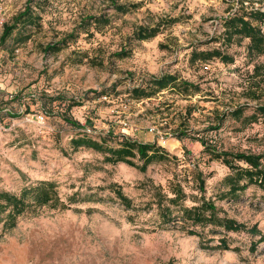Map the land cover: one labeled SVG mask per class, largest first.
<instances>
[{"label":"rangeland","instance_id":"obj_1","mask_svg":"<svg viewBox=\"0 0 264 264\" xmlns=\"http://www.w3.org/2000/svg\"><path fill=\"white\" fill-rule=\"evenodd\" d=\"M42 1H34L45 9L36 10L40 27L22 31V37L31 38L22 43L15 32L0 44V126L5 129L0 131V192L19 194L38 181H54L64 199L77 193V202L69 210L45 208L21 216L11 231H3L0 217V264H264L260 236L227 234L237 252L208 248L217 240L201 242L178 227H160L155 208L148 205L152 185L167 189L175 174L197 164L208 175L207 197L229 173L208 161L199 142L179 141L177 132L188 130L190 137L216 141L226 150L264 153V125L244 124L228 114L249 104V116L264 103V56L251 62L245 41L227 50L235 64L191 62L194 49L220 47L213 41L221 21L242 2L264 11V0H119L140 5L127 14L109 9L108 0ZM28 3L0 0V37L3 25L12 23ZM101 13L111 20L102 31L81 33L58 53L45 52L86 16ZM170 19L176 22L161 23L156 38L134 39L138 27ZM123 50L128 57L115 56ZM256 65L261 68L255 75ZM162 74L177 75L201 91L187 99L170 90L142 101L131 97L140 80ZM250 89L257 91L258 101L248 98ZM217 112L228 115L220 130H209ZM67 114L81 123V130L64 121ZM84 133L111 147L123 136L157 143L175 159L153 163L146 173L126 164H106L99 152L73 149L71 139ZM115 185L140 210H127L112 192ZM217 205L247 227L258 225L264 236V193L256 187L236 203Z\"/></svg>","mask_w":264,"mask_h":264},{"label":"trees","instance_id":"obj_2","mask_svg":"<svg viewBox=\"0 0 264 264\" xmlns=\"http://www.w3.org/2000/svg\"><path fill=\"white\" fill-rule=\"evenodd\" d=\"M34 1L29 0L23 11L13 18L12 23L3 25L0 44H6L15 32H17L15 39L23 43L31 38L30 35L22 37L23 30L40 27L39 22L42 17L36 10L44 12L45 9L39 3L34 5ZM108 2V8L120 14H127L140 6L139 4H121L119 0H108ZM175 22L176 19H170L155 25L140 26L133 33V37L137 41L152 40L160 33L161 23ZM81 24L56 45H47L44 48L45 52L58 53L66 46L68 40H77L81 33L92 35L91 30L100 32L111 24V20L108 15L101 13L86 16ZM245 41H248L246 53L251 62L264 56V11L246 7L242 2L239 9L221 21L220 35L213 41L220 44V47L207 50L194 49L191 62L204 64L219 60L225 65L235 64L234 56L230 55L227 50L233 46L242 47ZM115 56L124 59L129 56V51L123 50ZM260 68L259 65L254 67L255 75L259 74ZM168 90L178 92L186 99L201 91L198 85L182 80L177 75L162 74L143 78L138 86L130 90V94L134 100L142 101L152 99ZM246 92L248 98L255 101L260 99L257 91L250 89ZM248 108H250L249 104L238 105L228 114L244 124L262 123L264 125V103L257 104L252 108V114L245 116ZM228 114L217 112V121L209 130H220ZM64 121L79 130L82 129L81 123L68 114L64 116ZM189 132L188 130L177 132L176 137L181 142L188 138L199 142L203 147V154L208 156V161L220 163L229 170V173L218 183V190L212 197L206 196L208 175L200 169L198 164L183 175L175 174L168 181L167 189L161 185H152L150 187L151 200L148 205L155 208L159 226L162 228L178 227L189 235L200 238L201 242L210 243L217 240L218 244L215 247L208 248L226 251H238V248L232 247L230 238L227 236L229 233L260 236L258 243L263 242L264 236L258 229V225L247 227L230 218L225 210L218 207L217 202L236 203L251 187H256L264 193V153L226 150L216 141H210L204 137H190ZM71 144L74 150L87 148L101 153L106 164H126L142 173H146L153 163H165L171 161L172 158L175 159L157 143H142L124 136L117 147L108 146L106 140L97 141L87 133L72 138ZM112 192L127 210H140L133 207L132 200L124 194L120 186L112 187ZM76 197L77 193L64 199L58 184L54 181H38L25 187L19 194L2 191L0 192V217L3 218V231L15 229L18 218L26 214H36L45 208L58 211L69 210L77 202ZM208 235L212 237L208 238Z\"/></svg>","mask_w":264,"mask_h":264},{"label":"built area","instance_id":"obj_3","mask_svg":"<svg viewBox=\"0 0 264 264\" xmlns=\"http://www.w3.org/2000/svg\"><path fill=\"white\" fill-rule=\"evenodd\" d=\"M39 120L40 121H44V117L40 116L39 117ZM3 130H5L4 127L3 126H0V131H3ZM151 131L154 132V129H152Z\"/></svg>","mask_w":264,"mask_h":264}]
</instances>
